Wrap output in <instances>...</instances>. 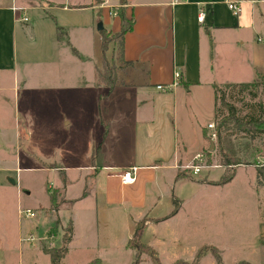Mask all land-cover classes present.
I'll use <instances>...</instances> for the list:
<instances>
[{
  "label": "rangeland",
  "instance_id": "obj_1",
  "mask_svg": "<svg viewBox=\"0 0 264 264\" xmlns=\"http://www.w3.org/2000/svg\"><path fill=\"white\" fill-rule=\"evenodd\" d=\"M28 1L33 5L49 4L41 0ZM78 1L88 4L94 0ZM112 2H115L113 6H120L119 0ZM49 5L53 6H49L48 12L56 17L57 24L65 27L62 38L58 40L60 48L56 50L58 45L48 44L43 28L37 24L42 11L25 10L23 13L27 20L21 18L18 22L16 57L23 61L18 68L19 76H23L21 71L25 70L27 81L23 85L20 82L16 92H7L6 98L0 99L3 127L14 135V128L25 124L27 136L25 142L18 139V146L0 147V264H50L43 249L61 245L62 228L69 219L73 236L62 264H82L92 258H98L101 264H129L134 249L126 242L134 224L144 214L139 208L128 210L105 204L99 196L103 187L101 175L97 181L90 177L91 174L85 179L90 173L85 168L89 159L87 154L101 137L98 118L100 115L105 117L104 109L108 107L102 96L105 86L99 76L103 71L98 41L99 14L97 9L85 7L62 11L56 7L57 1ZM240 6L241 13H238L243 17L239 20L234 38L239 49L230 51L232 62L222 69L225 79L232 82L252 80L256 68L264 73V0H253L252 4L239 3ZM33 24L35 28L29 29ZM110 33L115 32L105 33L110 41L106 43L104 57L108 68L116 75L124 67V62L119 56L120 39ZM70 46L75 47L79 54L76 55ZM46 58L65 60L66 64L64 67L43 68L40 61ZM68 60L73 61L71 67ZM95 60L97 82L91 69ZM57 70L70 71L59 78L55 73ZM80 71L83 77L78 76ZM262 80L264 82V75ZM261 84L259 80L257 96L253 99L246 91L236 95V90L223 89L225 100L234 104L239 115L252 113L254 108L250 104L264 101V85ZM207 97L206 103L211 106L214 100L209 91ZM225 112L220 92L216 98V118L214 111L207 106L189 110V120L195 126L205 125V144L199 150L203 154L201 161L197 162L191 155L178 166V170L186 176L177 180L173 194L182 201V207L175 215L158 221L147 216L140 219H144L145 223L139 241L155 249L161 264H177L178 260L191 262L201 246L205 249L198 264H217L210 251H206L210 245L219 252V264L258 262L254 204L261 207L257 212L264 214V194L258 198L251 190L253 167L239 165L237 170L235 167V177L224 186L196 182L197 178L215 181L223 171L218 164V153L208 149L209 142L215 143V140L209 138L210 129L206 123L213 122L215 127L217 119ZM192 129L190 138L196 143L198 129L194 132ZM181 131L180 122L178 140H182ZM231 140L237 157L264 162L263 134L250 138V134L238 132L231 135ZM255 147H258L257 151ZM53 162L61 163L67 170L70 186L66 197L74 199L71 207L66 202L58 208V213L44 208L49 202V190L58 189L59 198L64 195L61 187L57 186L60 182L58 173L49 170L58 166ZM191 163L203 165L198 174H191L189 168L183 167ZM3 175L12 176L14 182L5 181ZM83 190L88 193L85 199L79 198ZM172 207L170 200H163L148 216H163ZM25 209L31 210L33 215L22 216L20 210ZM56 217L58 224L55 223ZM139 264L152 263L143 253Z\"/></svg>",
  "mask_w": 264,
  "mask_h": 264
},
{
  "label": "crops",
  "instance_id": "obj_2",
  "mask_svg": "<svg viewBox=\"0 0 264 264\" xmlns=\"http://www.w3.org/2000/svg\"><path fill=\"white\" fill-rule=\"evenodd\" d=\"M41 1L49 4H55L57 1L56 7L62 11L84 7L97 9L102 29L105 28L107 32L119 30L118 14H110L106 6L114 4L112 0H94L88 4H81L78 0ZM246 2L252 4L253 0H240V4H246ZM49 4L42 6L33 5L28 0H0V99L6 98L7 92L11 93L12 90L16 92L18 87L20 88V82L23 85L27 81L25 70L21 71L23 76H19L18 68L20 64L23 65V61L16 57V36L20 28L18 22L23 16L27 17L23 13L25 10L42 11L39 13L41 20L37 24L43 28L48 44L58 45L59 38H62L65 27L57 24L56 17L48 12L53 6ZM123 6L126 16L132 19L131 28L123 33L121 46H119V56L124 62V67L116 74L112 91L105 96L106 91L102 92L103 99L108 102V107L104 109L105 117L100 115L98 118L101 136L103 125L107 128L105 137L102 140L100 137L98 141V143L101 141L102 166L95 170L91 165L90 158L93 150L91 149L87 154L88 164L85 166L90 173H87L85 179L89 176L88 174H91L90 177L97 181L101 175L103 187L99 196L105 204L128 210L139 208L144 214L141 218L147 216L160 220L172 208L163 216H148L149 212L163 200L171 201L175 183L181 178L175 177L178 166L183 164L188 156L193 157L199 153L205 144L202 132L205 125L201 124L199 128L195 126V123L189 120V110L193 107L207 106L210 111H214V101L211 106L206 103L207 92L209 91L214 100L213 84L232 82L225 79L222 69L232 62L230 51L239 49L234 38L236 27L243 15L240 14L241 9L240 13L233 14L223 0H125ZM201 11L204 17L202 21H198L197 16ZM34 28L33 24L29 29ZM101 30L98 36L99 47ZM67 44L70 45L69 40ZM55 47L56 50L60 48L59 45ZM70 47L76 55L79 54L75 47ZM40 63L43 68H58L64 67L66 61L46 58ZM68 63L71 67L73 61L68 60ZM24 65L27 66L26 61ZM96 67L97 60L93 62L91 68L97 82ZM69 71L57 70L55 73L62 78ZM174 71H179L180 78L178 84L170 86L174 80ZM254 75L252 80L258 76L263 77L264 73L256 68ZM78 76L83 77L82 71L78 73ZM159 84L169 87L159 90L156 88ZM99 96L101 97V93L96 101L97 106ZM1 121L0 118V147L15 146V144L18 146L19 138L22 142L27 141L25 124L17 125L14 128L15 134L12 135L7 128L3 127ZM180 122L182 140H178ZM182 122H184L183 126ZM64 123L67 121L64 120ZM191 129L192 132L198 129L196 143L190 138ZM53 163L58 166L52 169L44 168L58 173L60 182L57 186L61 187L66 200L74 202V199L66 197L70 186L67 170L61 163ZM129 166L137 167L135 181L122 184L119 173ZM252 167L254 174L250 175L254 181L250 187L259 198L261 194H264V182H258L255 167ZM237 168L239 167H236V170ZM60 170L64 175L63 182L59 174ZM235 175L236 171L233 178ZM3 176L5 181L14 182L12 176ZM196 182L201 185H212L197 180ZM229 182L212 186H224ZM85 192L83 190L79 198L85 199L88 196ZM62 205L65 203L60 206ZM254 206L257 249L259 250L257 264H264V214L260 215L257 212L260 206L257 204ZM45 207L58 213V209L50 208V201L46 202ZM181 207L182 201L178 211ZM246 262L252 264L250 261Z\"/></svg>",
  "mask_w": 264,
  "mask_h": 264
},
{
  "label": "trees",
  "instance_id": "obj_3",
  "mask_svg": "<svg viewBox=\"0 0 264 264\" xmlns=\"http://www.w3.org/2000/svg\"><path fill=\"white\" fill-rule=\"evenodd\" d=\"M120 6L114 8L116 13L119 16V30L111 35L118 36L120 39L119 46H121V38L125 31L131 28L132 19L126 16L125 8L123 4L125 0H119ZM107 31L102 29L101 33V41H100V50L102 54V64H103V71L100 72L99 76L102 83L105 86V95L111 92L116 81V75L112 70L108 68L107 61L104 57V52L106 50V43L110 41L107 38ZM120 48V47H119ZM260 82L264 85L261 76H258L256 79L252 81H245V82H227L221 85L213 84L214 88V118H216L215 110H216V98L217 93L220 92V99L223 107L225 108L226 112L221 115L216 122V126L214 127L215 132V143L214 148L218 155H219V165L223 168V171L219 175L218 179L215 181H206L205 179H196L199 182H205L212 185H223L229 182L235 173V167L239 165H252L255 167L256 176L258 182H264V162L258 163L256 159H248V158H239L235 154V150L232 144L231 135L238 132L248 133L250 134V138H253L256 134H263L264 135V101L262 102H253L250 106L253 109L252 113H246L245 115H239L237 113V109L233 103H230L225 100V93L223 89H229V91H235V94H243L246 91L250 97L253 99L257 96L256 88ZM261 84V85H262ZM224 87V88H222ZM233 94V93H232ZM231 94V95H232ZM103 121V120H102ZM204 129H202L203 136H204ZM107 133L106 125H103L102 129V136L101 140L105 137ZM209 148V146H208ZM208 150V149H207ZM258 150V147H255V151ZM210 152L209 150L207 151ZM248 157V156H247ZM91 165L95 170L99 169L102 166L101 162V141L93 148L91 153ZM60 177L62 182L64 181V175L59 171ZM186 174L183 171H177L175 177H183ZM49 192V201H50V208L53 210H57L62 203H69L70 205L73 203V200H65L64 196L57 197L60 193L58 189H51ZM172 202V209L168 212V214L164 217H171L176 214L179 209V205L181 200L176 198L175 196L171 197ZM158 221V219H154ZM58 218L56 219V224H58ZM145 220H139L135 223L133 233L128 238L126 245L130 248L134 249V255L132 260L129 264H139L141 262V254L145 253L146 256L150 259L152 264H161L159 258L157 256V252L153 247L148 245L147 243L140 242V236L142 233V229L144 226ZM55 224V225H56ZM61 234V245L58 247L53 246L49 248H44L43 252L46 253L49 257L50 264H62V259L67 252L68 243L72 237V222L69 219L67 224L63 227ZM203 246L199 247L194 254L193 260L191 262L185 260H178L177 264H198L200 255L204 252ZM210 253L213 255L217 264L221 262V257L219 252L214 246L207 247ZM82 264H101L98 258H92L87 262Z\"/></svg>",
  "mask_w": 264,
  "mask_h": 264
},
{
  "label": "built area",
  "instance_id": "obj_4",
  "mask_svg": "<svg viewBox=\"0 0 264 264\" xmlns=\"http://www.w3.org/2000/svg\"><path fill=\"white\" fill-rule=\"evenodd\" d=\"M226 7L233 13V14H237L240 10V7H239V3H240V0H223ZM106 3V2H105ZM106 5V4H105ZM114 4H107V8H109V13L112 14V15H115L116 12L114 11V9L112 7H116V6H113ZM115 5H118V4H115ZM203 17H204V14L203 12H199L198 13V16H197V19L198 21H202L203 20ZM23 20H27V17L23 16L22 17ZM180 78V73L179 71H174L173 72V83L170 85H176L178 84V80ZM169 86H165V85H157L156 88L159 89V90H164L166 88H168ZM206 127L208 129H210V133H209V138L211 140H215L216 136H215V132H214V124L213 122H208L206 124ZM202 157H203V154L202 153H196L194 156H193V159L196 160L197 162L201 161L202 160ZM183 167H187L190 169V172L191 174H198L200 169L203 167L202 164L200 163H191L189 165H184ZM136 169L137 167L136 166H129L123 170H121V172L119 173V179H120V182L122 184H130V183H133L135 181V178H136ZM20 214L24 217H31L33 215V212L29 209H25V210H20Z\"/></svg>",
  "mask_w": 264,
  "mask_h": 264
},
{
  "label": "water",
  "instance_id": "obj_5",
  "mask_svg": "<svg viewBox=\"0 0 264 264\" xmlns=\"http://www.w3.org/2000/svg\"><path fill=\"white\" fill-rule=\"evenodd\" d=\"M103 28L102 23L98 22V30H101ZM214 147V143L212 141L209 142V150H212Z\"/></svg>",
  "mask_w": 264,
  "mask_h": 264
}]
</instances>
